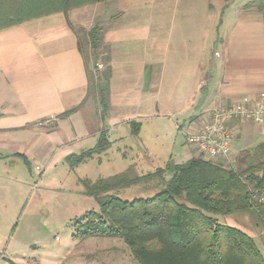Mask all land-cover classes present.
I'll list each match as a JSON object with an SVG mask.
<instances>
[{"label":"crops","instance_id":"obj_1","mask_svg":"<svg viewBox=\"0 0 264 264\" xmlns=\"http://www.w3.org/2000/svg\"><path fill=\"white\" fill-rule=\"evenodd\" d=\"M132 3L108 0L0 30V148L13 145L11 154L26 158L22 151L36 141L51 168L57 157L64 164L68 155L93 148L106 130L107 151L74 168L67 163L70 169L92 160L107 166L121 156L131 162L126 169L133 165L144 175L152 171L139 172L134 161L146 153L140 147L146 138L174 128L186 135L221 105L264 91V17L256 10L223 0L226 10L215 32L209 14L190 19L176 35L150 23L109 22L108 8ZM96 24L102 26L97 53L111 69L105 119L100 106L99 111L87 106L91 72L82 41L91 47L86 32ZM41 120L49 121L39 125ZM232 125L239 156L264 142V122L239 119ZM190 151L189 159L196 155L193 147ZM83 179L90 178L79 177L81 185ZM5 214L0 208V264L17 263L6 252L13 231ZM30 263L41 264L39 258Z\"/></svg>","mask_w":264,"mask_h":264},{"label":"trees","instance_id":"obj_2","mask_svg":"<svg viewBox=\"0 0 264 264\" xmlns=\"http://www.w3.org/2000/svg\"><path fill=\"white\" fill-rule=\"evenodd\" d=\"M105 1L108 0H0V30ZM256 3L263 11L264 0ZM101 33L100 24L86 32L95 52ZM97 71L96 78L89 75V94L96 95L105 119L111 69ZM110 145L104 130L93 148L72 153L66 161L74 168L107 151ZM245 154L238 161L244 159L246 164L238 163L236 167L195 155L144 175H139L132 165L96 181L83 179L84 194L94 197L100 210L87 211L78 219L73 237L122 238L140 264H264V256L252 236L220 221L222 216L249 212L264 220V142L246 149ZM156 180L160 191L151 197L124 200L115 193Z\"/></svg>","mask_w":264,"mask_h":264},{"label":"rangeland","instance_id":"obj_3","mask_svg":"<svg viewBox=\"0 0 264 264\" xmlns=\"http://www.w3.org/2000/svg\"><path fill=\"white\" fill-rule=\"evenodd\" d=\"M132 1L131 5L108 8L111 13L109 22L150 23L154 28H162L165 32L171 30L176 35L177 32H183L184 23H191L190 19L207 18L209 14L212 30L215 32L217 19L226 10L224 4L222 5L223 0ZM232 2L233 7L247 4L264 17V10L257 8L256 0ZM103 7L105 8V5L98 8ZM105 11L106 8L104 13ZM100 12L101 9L98 13ZM82 42L91 75L96 78L97 69L100 73L106 67L102 57L88 46L89 43ZM88 101V107L99 111L96 95L90 94ZM234 138L235 135L233 141ZM37 143L31 142L25 146V150H21L28 155L26 158L11 154L15 149L13 145L0 148V208L6 211L2 219L12 222L10 230L13 231L11 248L6 250L9 257L12 258L13 255L18 264H27L28 260L38 258L41 264H140L122 238L73 237L78 219L87 211L100 210L94 197L83 194L84 187L78 182L79 177L92 180L108 177L119 173L125 168L123 165L131 162L120 156L118 160L107 162V166L99 167L96 161L92 160L73 171L67 163L57 162V157L56 166L49 168L40 154L44 146ZM140 147L141 150L143 148L147 151L139 154L137 161H134L139 167V172L155 171L171 163H183L189 159L192 149L186 142V136L175 128L167 130V133L162 132L161 137L146 138ZM238 151L239 147L235 148L233 145L230 157L219 161L228 166H238ZM243 156L247 154L243 153ZM239 164H246V160L243 159ZM37 166L42 170H38ZM158 186L159 181L156 180L118 190L117 194L124 200L146 198L158 193ZM220 221L242 229L252 236L264 256V220L259 216L252 212L236 213L222 216Z\"/></svg>","mask_w":264,"mask_h":264},{"label":"built area","instance_id":"obj_4","mask_svg":"<svg viewBox=\"0 0 264 264\" xmlns=\"http://www.w3.org/2000/svg\"><path fill=\"white\" fill-rule=\"evenodd\" d=\"M246 119L264 122V91L256 96H243L216 108L209 117L192 131L186 133V142L196 155L212 159H228L233 145L235 120ZM49 120L39 121L45 125ZM41 170L40 166L36 167Z\"/></svg>","mask_w":264,"mask_h":264}]
</instances>
